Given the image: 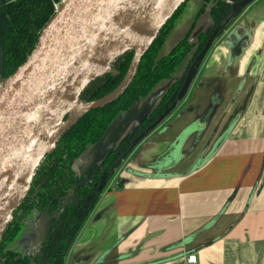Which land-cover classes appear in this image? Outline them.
Returning a JSON list of instances; mask_svg holds the SVG:
<instances>
[{
	"label": "crops",
	"instance_id": "0c3cea01",
	"mask_svg": "<svg viewBox=\"0 0 264 264\" xmlns=\"http://www.w3.org/2000/svg\"><path fill=\"white\" fill-rule=\"evenodd\" d=\"M204 3L187 1L162 54L213 27ZM211 48L175 111L119 165L65 264H188L189 256L196 264H264V0L245 8ZM172 83L160 82L120 113L75 173L100 169Z\"/></svg>",
	"mask_w": 264,
	"mask_h": 264
},
{
	"label": "water",
	"instance_id": "95a60500",
	"mask_svg": "<svg viewBox=\"0 0 264 264\" xmlns=\"http://www.w3.org/2000/svg\"><path fill=\"white\" fill-rule=\"evenodd\" d=\"M186 1L68 0L41 32L29 59L5 78V3L0 0V243L14 212L30 193L42 159L79 119L92 110L115 103L127 91L159 32ZM253 1L235 3L223 16L220 26L192 62L176 101L131 141L130 151L176 109L216 37ZM132 6L137 8L134 14L120 22L119 16ZM130 35L136 47L96 53L99 45L121 43ZM129 51H134V56L123 82L98 101L81 102L83 90L92 81L112 72L111 63ZM106 181L104 172L99 192Z\"/></svg>",
	"mask_w": 264,
	"mask_h": 264
},
{
	"label": "trees",
	"instance_id": "16d2710c",
	"mask_svg": "<svg viewBox=\"0 0 264 264\" xmlns=\"http://www.w3.org/2000/svg\"><path fill=\"white\" fill-rule=\"evenodd\" d=\"M61 0H15L4 5L5 45L4 77L13 75L33 54L43 29L56 14V3ZM188 1V0H187ZM184 3L172 19L162 28L159 36L148 49L140 62L139 69L127 91L115 103L92 110L62 135L54 150L46 155L34 173L30 193L13 214V220L0 243V264H65L77 235L87 223L103 193L116 176L119 165L128 155L131 141L156 122L176 101L177 94L184 84L186 74L196 56L212 32L218 28L223 16L235 3L242 0H222L212 6L210 15L214 21L211 30L199 37L195 45L189 44L187 36L167 56L160 57L159 52L177 17L187 4ZM207 3V0H203ZM221 34V32H220ZM216 37L213 44L217 41ZM210 47V50L212 49ZM209 50V51H210ZM208 51V52H209ZM190 65L181 78H176L153 112L137 128L126 136L103 161L100 169H94L86 175L76 174L73 166L85 150L97 144L106 134L109 126L122 112H127L137 99L145 98L160 82L173 80L177 68L190 56ZM134 51H129L111 63L112 72L92 81L81 93V102H94L112 93L123 81L129 71ZM170 111L164 119L173 112ZM107 174V181L99 192L101 177ZM47 212L52 217L48 238L42 245L40 256H22L9 250L16 239L25 218L32 211Z\"/></svg>",
	"mask_w": 264,
	"mask_h": 264
},
{
	"label": "rangeland",
	"instance_id": "374dc122",
	"mask_svg": "<svg viewBox=\"0 0 264 264\" xmlns=\"http://www.w3.org/2000/svg\"><path fill=\"white\" fill-rule=\"evenodd\" d=\"M67 1L68 0H61L59 3H56L55 6L58 7V10H61ZM219 1L222 0H207V3H204V6H209L212 8V6L218 4ZM174 39L175 37L171 38L169 44L165 47V51H167L166 53H168V51L171 49V46H174ZM197 45L198 44L195 45V48H193L192 51H195ZM31 213V216L27 215L21 230L15 237L16 239L9 246L10 251L12 250L22 256H40L42 254V245L48 238L47 232L49 230H47V228H49V222H47L46 219L48 221L52 220L51 215L47 212L42 213L34 210ZM44 216L45 220H43Z\"/></svg>",
	"mask_w": 264,
	"mask_h": 264
},
{
	"label": "bare ground",
	"instance_id": "6f19581e",
	"mask_svg": "<svg viewBox=\"0 0 264 264\" xmlns=\"http://www.w3.org/2000/svg\"><path fill=\"white\" fill-rule=\"evenodd\" d=\"M136 9L137 8L135 6L128 8L126 12H124L123 14H121L119 16L120 22L126 21L128 19V17H130L134 14ZM128 46L136 47L135 44L133 43V36L132 35L128 36V38L121 43H117V44L113 43V45H110V46L99 45L98 49L96 50V53L98 54V53H107V52L118 51L121 48H125Z\"/></svg>",
	"mask_w": 264,
	"mask_h": 264
},
{
	"label": "flooded vegetation",
	"instance_id": "af4514ba",
	"mask_svg": "<svg viewBox=\"0 0 264 264\" xmlns=\"http://www.w3.org/2000/svg\"><path fill=\"white\" fill-rule=\"evenodd\" d=\"M168 34H169V33H168ZM187 36H189V39H188V43H189V44L196 45V44L199 42V39H198V41H197L196 43H193V42L191 41V39H190L191 33L187 34ZM187 36H185V38H186ZM200 36H201V35H200ZM200 36H199V37H200ZM167 37H168V36H167ZM185 38H183L181 41H183ZM166 39H167V38H166ZM165 41H166V40H165ZM181 41H180V42H181ZM180 42H179V43H180ZM164 43H165V42H164ZM179 43H177L175 46H177ZM163 45H164V44H163ZM162 47H163V46H162ZM162 47H161V48H162ZM174 48H175V47L172 48V50L170 51V53L174 50ZM161 51H162V49H161L160 52H159V56H160V57L167 56L168 54H170V53H168L167 55H164V54L161 53ZM191 57H192V55L190 54V56L186 59V60L188 61V64L190 63V59H191ZM186 60H185V61H186ZM189 65H190V64H189ZM189 65H188V66H189ZM180 66H181V65H180ZM180 66H179V67H180ZM179 67H178V68H179ZM178 68H177V69H178ZM189 69H190V68H189ZM188 71H189V70H188ZM186 72H187V71H186ZM186 72H185V73H186ZM187 73H188V72H187ZM184 75H185V74H183L181 77H183ZM186 75H187V74H186ZM181 77H179V78H181ZM175 79H176V78H173V80H172L173 83H174ZM185 80H186V79H185ZM173 83H172V85H173Z\"/></svg>",
	"mask_w": 264,
	"mask_h": 264
},
{
	"label": "built area",
	"instance_id": "2783aa9c",
	"mask_svg": "<svg viewBox=\"0 0 264 264\" xmlns=\"http://www.w3.org/2000/svg\"><path fill=\"white\" fill-rule=\"evenodd\" d=\"M9 1H15V0H3L4 3H7ZM56 11L58 12V7L56 6ZM196 261H197V257L196 256H189L187 258V263L188 264H196Z\"/></svg>",
	"mask_w": 264,
	"mask_h": 264
}]
</instances>
